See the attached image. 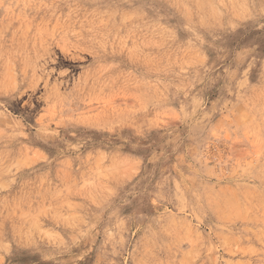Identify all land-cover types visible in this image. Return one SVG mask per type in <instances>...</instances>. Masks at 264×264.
Returning a JSON list of instances; mask_svg holds the SVG:
<instances>
[{
	"label": "rangeland",
	"instance_id": "obj_1",
	"mask_svg": "<svg viewBox=\"0 0 264 264\" xmlns=\"http://www.w3.org/2000/svg\"><path fill=\"white\" fill-rule=\"evenodd\" d=\"M0 264H264V0H0Z\"/></svg>",
	"mask_w": 264,
	"mask_h": 264
}]
</instances>
